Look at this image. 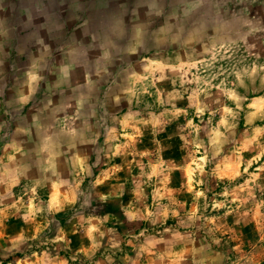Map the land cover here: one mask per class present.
<instances>
[{
    "label": "rangeland",
    "instance_id": "obj_1",
    "mask_svg": "<svg viewBox=\"0 0 264 264\" xmlns=\"http://www.w3.org/2000/svg\"><path fill=\"white\" fill-rule=\"evenodd\" d=\"M2 3L0 61L4 62L5 69L12 66V71L8 72L11 83L13 76L20 75V65L26 63L25 57L20 58V35L30 30L37 35L39 26L33 23L28 12L24 22L21 20L20 0ZM163 7L166 13L163 18L155 14L161 8L158 4L149 9L135 4L125 12L122 7V18L115 22L119 26L118 33H115L119 40L111 39V34L104 32L101 36L104 38L100 39L105 45L87 46L69 59L81 68L94 70L105 63L100 55L103 49L111 54L113 50L115 59L122 49L134 44L137 27L147 29L149 37L156 35L166 42L167 37L156 31V22L158 19L165 23L174 20V15L169 17L167 14L178 13L184 3L183 0H174L166 2ZM225 7H230L225 0H204L201 10L212 15L217 8L223 12ZM142 13L145 23L141 19ZM129 14L134 22L138 21L131 26V33H125L124 20ZM82 23L83 18L78 14L76 25ZM54 25L51 24L49 29H55ZM81 33L87 35L86 30H76L74 37L78 39ZM259 44L264 48V39ZM47 56L48 52H44L40 57ZM202 58L215 60L211 52ZM174 60L175 74L160 62H149L141 68L143 74L167 73L169 79L157 87L165 93V101L183 111L169 129L175 134L173 142L176 147L164 157L167 173L156 164L145 169L155 188L134 186L131 179L128 181V188L134 190L126 192L123 197L126 212L121 213V217L135 216L131 226L114 227L111 218L105 221L100 216L91 223L84 222L81 227V219L77 217L70 223L57 221L58 228L40 231L39 221L34 220L36 210L27 202L32 195L30 189L38 188L49 208L61 207L63 195L73 189L62 177L41 175L30 179L23 174L22 168L7 170L9 155L4 166L0 167V172L4 173L0 176V264H232L240 257L244 259H239V264H264V84L259 78L264 72L255 77H242L247 88H241L234 77L224 80L223 76L217 75L219 63L201 66L190 60L187 54L174 57ZM257 63H264V58ZM213 76L216 77L213 84H219L221 80L224 83L219 88H212L206 96L201 90V80ZM173 78L176 79L175 85ZM183 80L187 81L183 84L188 89L186 92L181 88ZM178 92L182 98L174 99ZM152 122L160 123L159 117H153ZM121 125L127 128L128 121H122ZM121 125L110 129L101 138L105 153L114 155L110 163L107 155L95 153L92 156L93 162L99 164V169H94L96 175L116 172L115 165L124 166L125 157L119 153L127 151L128 142L121 134ZM47 151L54 160V145L49 143ZM6 152L10 154L12 147L0 143V157H5ZM126 158L132 160L131 155ZM101 160L104 163H99ZM147 163L146 155L137 157L132 176L139 177ZM126 172L125 167V171L116 172V175L123 178ZM196 180L203 183L196 184ZM109 183L106 181L100 190L105 191ZM142 187L147 188L146 200ZM199 191L205 192V196H197ZM109 211L115 209L109 208ZM225 212L229 213L227 217H224ZM217 217H220L219 221ZM84 220L87 221V214ZM243 225L247 227L243 228L241 236L240 226ZM94 226L100 228L102 236L93 230ZM109 228L113 231H108ZM214 239L231 245V258L224 254L221 245L213 243ZM242 239L244 247L237 251ZM248 241H259L260 251L253 253ZM250 253L251 259L247 255Z\"/></svg>",
    "mask_w": 264,
    "mask_h": 264
},
{
    "label": "clouds",
    "instance_id": "obj_2",
    "mask_svg": "<svg viewBox=\"0 0 264 264\" xmlns=\"http://www.w3.org/2000/svg\"><path fill=\"white\" fill-rule=\"evenodd\" d=\"M183 3L184 7L178 13L167 14L169 17L174 15V20L165 23L158 19L156 22L155 29L167 37L166 42L156 35L149 37L147 29L137 27L135 43L122 49L115 59L109 50L103 49L100 55L105 63L94 70L86 67L77 70L73 64L58 63L50 71H42L38 60H32L22 75L13 76L10 83L8 72L12 71V66L5 69L4 62L0 61V143L12 147L10 154L6 152L5 157H0V167L10 155L7 170L22 168L23 174L30 179L41 175L62 177L73 189L63 195L62 206L57 208L47 207L38 188L30 189L32 195L27 202L36 210L34 220L39 221L40 231L58 228L57 221L70 223L77 217L81 219V227L84 222L91 223L100 216L105 221L111 218L114 227L131 226L135 216L121 217V213L126 212L123 197L126 192L134 190L128 188L129 179L134 186L155 188L145 169L156 164L167 173L164 157L176 147L173 142L175 134L169 129L183 109L165 101V93L157 87L169 79L167 73L141 72L149 62L163 63L174 74V57L181 58L185 54L201 66L219 63L217 75L223 76L224 80L234 77L241 88H247L242 77H255L264 72V63H257L264 58V48L259 44L264 39V0H225L230 7H225L223 12L217 8L212 15L201 10L204 0H183ZM161 4L155 13L158 18L166 15L164 0ZM209 52L215 60L202 58ZM215 78L201 80V90L206 96L212 88H219L224 83L221 80L219 84H213ZM259 78L264 84V76ZM172 82L175 85L176 79L173 78ZM186 82H181L184 92L188 91L183 87ZM180 98L181 93H176L174 99ZM153 117H159L160 123L153 124ZM124 120L128 121L127 128L121 125ZM118 125H121V134L128 142V148L119 153L125 157L124 166L114 167L116 172H123L126 167V175L123 178L116 172L96 175L94 169L98 170L99 164L93 162L92 156L95 153L107 155L108 162H111L114 154L105 153L100 140ZM49 143L54 145V160L47 151ZM127 155L132 156L131 161L127 160ZM145 155L148 163L143 166L139 177H133L132 166L136 158ZM3 175L0 172V176ZM106 181L111 183L101 191ZM195 183L203 182L196 180ZM141 190L146 200L147 188ZM196 195L203 197L205 192L199 191ZM109 208L115 211H109ZM85 214L87 221L84 220ZM228 215V212L224 213V217ZM216 219L219 221L220 217ZM240 227L243 236V228L247 225ZM93 230L103 235L99 227L94 226ZM213 243L221 245L224 254L231 258V245L222 244L219 239H214ZM244 244L242 239L237 251ZM247 244L253 253L260 251L259 241H248ZM247 255L251 259L252 254ZM239 259L232 264H239Z\"/></svg>",
    "mask_w": 264,
    "mask_h": 264
},
{
    "label": "crops",
    "instance_id": "obj_3",
    "mask_svg": "<svg viewBox=\"0 0 264 264\" xmlns=\"http://www.w3.org/2000/svg\"><path fill=\"white\" fill-rule=\"evenodd\" d=\"M9 1L0 0V5L4 7L2 2L7 4ZM173 1L164 0V5L166 2ZM20 2H22V6L20 4L21 20L26 18L25 14L28 12L33 23H37L39 26L37 35L31 30L20 35V58L25 57L26 62L20 65V75L32 60H38L42 71H50L58 63H70L77 69L81 68V65L69 59L76 54V51L84 50L87 46L90 48L93 44L105 45L104 40L101 43L100 39L104 38L101 37L104 32L110 33L111 39L113 37L119 40L115 34L118 33L119 26L115 22L122 18V7H124L125 12L130 11L131 6L135 4L136 7L146 6L148 9L155 4L162 6L161 0H20ZM132 2L136 3L133 4ZM34 11L36 12L34 13ZM78 14L83 18L81 26L76 25ZM132 18L129 14L128 19L124 20L126 22L125 33H131V26L138 21L134 22ZM144 18L143 14L141 16L142 21ZM145 22L146 20L143 23ZM51 24H55V29L52 27V30L49 29ZM76 30H86L87 35L81 33V36L76 39L74 37ZM44 52H48V56L46 58L40 57L43 56ZM111 52L113 54V50ZM57 57L59 59H56Z\"/></svg>",
    "mask_w": 264,
    "mask_h": 264
}]
</instances>
